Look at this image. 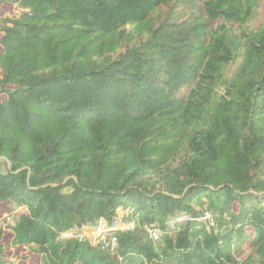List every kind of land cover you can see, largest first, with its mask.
Here are the masks:
<instances>
[{"label": "trees", "instance_id": "1", "mask_svg": "<svg viewBox=\"0 0 264 264\" xmlns=\"http://www.w3.org/2000/svg\"><path fill=\"white\" fill-rule=\"evenodd\" d=\"M0 206V264H264V0H0Z\"/></svg>", "mask_w": 264, "mask_h": 264}, {"label": "built area", "instance_id": "2", "mask_svg": "<svg viewBox=\"0 0 264 264\" xmlns=\"http://www.w3.org/2000/svg\"><path fill=\"white\" fill-rule=\"evenodd\" d=\"M117 219H120L122 224H118L117 223ZM93 225V224H88V225H85L83 226L82 230H84L85 228L86 229H89V227ZM96 226L97 229H99L100 231H103V230H110V231H113L114 229L116 228H124L126 227L127 225H123V220H122V217L119 216L117 217L115 220H114V223L113 224H110L105 218H102L98 221L97 225H94ZM124 226V227H122ZM79 228H73L69 231H66L65 233L62 234L63 237H78V236H84L83 234H81V231ZM148 231L150 233V236L151 238H153L154 240H160L161 238V230L159 227H148ZM110 242H112L113 244H116V238L114 237V235H111V239H110Z\"/></svg>", "mask_w": 264, "mask_h": 264}, {"label": "rangeland", "instance_id": "3", "mask_svg": "<svg viewBox=\"0 0 264 264\" xmlns=\"http://www.w3.org/2000/svg\"><path fill=\"white\" fill-rule=\"evenodd\" d=\"M8 213L5 210V206H0V222L1 224H3L2 222L5 221V219H7V215ZM120 216L123 217V212L120 210ZM117 223L118 224H122L120 219H117ZM123 225H131V224H127L126 222H123ZM122 226V227H124ZM81 234L86 235L88 237H90L92 240H94L95 242H98L100 239L103 240V238L106 237L107 240L111 239V235L112 231L110 230H103L100 231L99 229L96 228V226L91 225L89 227V229H84L81 231ZM7 240H9V237L7 238Z\"/></svg>", "mask_w": 264, "mask_h": 264}]
</instances>
